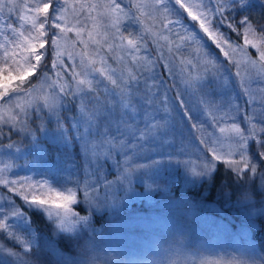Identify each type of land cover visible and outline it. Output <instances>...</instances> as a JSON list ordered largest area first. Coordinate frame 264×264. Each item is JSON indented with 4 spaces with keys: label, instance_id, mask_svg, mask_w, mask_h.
Returning <instances> with one entry per match:
<instances>
[{
    "label": "rangeland",
    "instance_id": "obj_1",
    "mask_svg": "<svg viewBox=\"0 0 264 264\" xmlns=\"http://www.w3.org/2000/svg\"><path fill=\"white\" fill-rule=\"evenodd\" d=\"M179 1L194 24L171 16L176 10L170 0H130L139 17L125 0H55L51 11L50 0H0L7 11L0 9V136L34 130L31 145L14 144L15 136L12 144L0 145V187L5 189L0 190V264H264L252 236L257 217L264 219V134L246 125L251 118L241 103L230 100L220 111L218 103L211 105L201 114L197 131L208 150L237 173L233 194L225 192L200 206L187 204L182 193L127 189L119 197L109 195L101 224L94 225L73 208L79 188L75 169L59 149L62 138L69 141L68 128L61 121L47 125L53 115L45 111L55 104L53 82L45 77L29 91L4 92L34 69L51 21L65 31L54 32L57 85L78 106L80 97L96 88L106 94L97 95L103 104L130 81L159 80L160 70L143 39L145 29L168 76L191 99L193 90L203 87L213 94L229 92L224 75L238 77L249 111L256 100L250 82H258L264 92V26L258 30L243 22L237 28V13L264 6V0ZM20 3L21 10L14 12ZM170 35L177 37L176 44ZM184 40L193 44L186 57L173 51ZM168 105L161 101L158 111L143 116L149 119L148 138L168 132ZM87 123V117H79L70 124L83 146L96 141ZM146 148H139V159L151 153ZM188 148L199 150L197 144ZM198 164L188 168L193 171ZM11 195L42 211L48 232L34 229ZM59 233L66 239L65 251L57 245Z\"/></svg>",
    "mask_w": 264,
    "mask_h": 264
},
{
    "label": "trees",
    "instance_id": "obj_2",
    "mask_svg": "<svg viewBox=\"0 0 264 264\" xmlns=\"http://www.w3.org/2000/svg\"><path fill=\"white\" fill-rule=\"evenodd\" d=\"M170 1L176 10L174 14L171 11V16L179 15L187 22L192 21L179 0ZM50 2L49 10L51 11L55 0H50ZM125 3L133 14L140 16L130 0H125ZM17 6L13 8L14 12L21 10V3ZM0 9L7 13L2 5H0ZM237 19H240L237 28L241 23L248 22L260 30V27L264 26V6L252 5L241 10L237 13ZM47 27L48 32L41 46V56L34 69L27 76L8 85L4 92L29 91L39 86L45 77L53 82L56 87L53 98L55 104L50 105V108L45 111V113L48 112L47 115H53V118L47 121V125L51 126V121H61L68 128L69 141L62 138L59 142V149L63 155L64 153L68 155L66 157L75 169L79 188L77 202L73 204V208L80 217L87 218L94 225L101 224L104 217V211L101 208H104L105 203L109 204V195L119 197L127 189H131L135 193H152V191L156 193L162 189L182 193L187 204L199 202L200 206L202 203L220 198L225 192L233 194L236 189L237 173L208 150L207 140L199 137L197 131L202 125L201 114L207 112L206 110L211 108V105L218 103L216 110L220 111L225 104L232 100L235 103H241L244 106L242 111L245 110V117L251 118V121L246 125L249 127L253 125L257 129L256 133L263 135L264 100L262 97L264 92L259 89L258 82H250V91L255 93L256 100L251 102L249 111L247 110L249 104L247 100L245 101L242 92V81L238 77L236 80L235 77L230 78L228 75H224V81H227L226 86L229 92L223 93L220 90L217 94H213L203 87L197 92L193 90V100L183 88L179 89L177 81L168 76L151 43V36L147 30L143 29V39L160 70L159 80L152 83L146 78L130 81L117 92V95L108 96L110 102L105 100L103 104L100 103L97 95L105 96L106 94L101 92V88H98V91L96 88V92L87 93L88 97L81 96L82 102L78 106V103L65 96L57 85L59 74L55 47L57 40L54 32L65 31L53 27L51 21H48ZM257 33L262 36L260 32ZM168 39H171L173 44H176L178 40L172 35ZM236 42L240 43L238 36ZM173 51L186 57L188 56L187 52L193 51V44L184 40L182 46L173 47ZM248 51L252 52L251 48H248ZM174 55L180 62L177 54ZM202 58L206 59L205 56ZM259 62L262 60L259 59ZM180 68L183 69L184 74L187 72L183 67ZM217 69L212 68V73L220 74ZM196 86L192 85L191 88H199ZM206 95L208 96L207 101L203 99ZM161 101H166L169 104L172 114V119L168 120V132L160 136L156 131L148 138L146 136V121L149 119H145L143 116L148 110L158 111ZM254 109H256V113H254ZM79 117H87V124L95 130L96 141L90 143L89 146H83V143L72 136L71 120L79 119ZM0 128L3 127L0 126ZM14 136L16 137L13 140L14 144L31 145L34 140V130L30 128L20 131ZM14 136H6V134L0 136V145L6 144V140L11 143L10 140ZM61 141L63 142L61 143ZM195 144L198 145L199 150L191 153L188 147H193ZM141 147H147L146 149L151 153L139 159L136 154L139 153ZM198 161L200 164L195 165V170L191 171L188 166L191 163L197 164ZM0 190L5 192L2 187ZM94 191L97 194L95 196ZM12 196L13 204L17 203L33 228L48 232L49 226L45 214L38 208L26 205L24 202H20L16 196ZM257 224L258 226L252 231V236L255 240L257 253L264 260V219L260 215L257 217ZM55 239L60 250L65 251L67 245L64 236L59 233Z\"/></svg>",
    "mask_w": 264,
    "mask_h": 264
}]
</instances>
